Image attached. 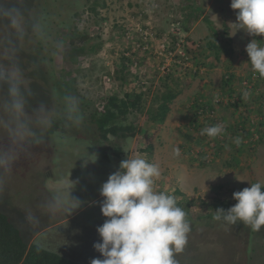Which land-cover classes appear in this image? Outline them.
<instances>
[{
    "label": "rangeland",
    "instance_id": "rangeland-1",
    "mask_svg": "<svg viewBox=\"0 0 264 264\" xmlns=\"http://www.w3.org/2000/svg\"><path fill=\"white\" fill-rule=\"evenodd\" d=\"M103 3L105 6H102ZM193 3L199 13H194L192 18L188 14L193 12ZM230 5L231 0H4L5 7L22 9L29 29L32 22L38 21L51 41L58 40L63 45L58 54H54L51 47H45V62L38 63L33 58L37 44L26 41L23 54L26 83L36 91L39 99L47 100L53 107L60 106V97L65 92L79 96L84 121L90 119L93 110L103 104L102 98L108 94L123 97L134 86L116 76L115 70L122 67L123 56L130 58L132 63L138 62L137 67L133 64L137 74L142 72L148 76L144 81V86L151 88L150 98H145L148 103L152 93L165 88L159 71L161 64H168L175 73L177 71L168 60V51H163V46H168L166 42L172 41L175 36L181 46L178 49L175 45L174 50L179 53L183 51L184 44L189 48L191 45L187 43L193 42L194 54L199 58L191 64L193 70L197 69V75L187 73L183 85L169 84L181 97L178 95L169 105L171 113L164 125L152 126L141 114L128 116V122H135L143 133L120 142L123 149L120 158L115 157L113 144L110 143L103 145L107 148L109 159L102 158L97 153L99 148L93 140L94 133L80 130L87 128L82 123L70 127L73 133L70 130L50 134L46 143L17 162L12 173L5 178L4 190L0 192V206L30 242L39 237L37 244L47 248L50 244L51 248L87 264H91L94 258L102 259L93 247L100 241L97 227L107 219L100 208L103 200L100 187L110 174L119 169L121 161L129 156L142 157L160 168L161 176L155 184L157 191L174 195L177 202L186 199L194 202L189 206V202L178 205L186 213L190 232L183 252L174 255L177 264H264V226L254 230L241 222L225 225L213 219L215 213L210 205L202 204L204 201H212L213 204L219 198L221 202L233 200L230 203L232 207L237 203L233 199L234 192L250 187L251 183L264 185V126L259 125L260 121L263 123L264 109L263 114L250 111L248 119L244 113H237L235 119H240V122L231 118L230 112L226 115L227 111L222 109L228 119L226 121H231L229 124L236 126L237 133L243 137L231 134L233 137L230 141L225 140L227 145L223 149L213 151L208 140L197 139L201 133H194L195 137L190 139L193 134L187 126L195 129L198 122L191 124V120H185L191 115L187 110L186 114H181L185 106L179 107L177 101L183 100L184 105L189 106L192 103L188 104L189 99L201 91L200 84L203 82H208L214 96L222 91L224 75L232 73L241 78L246 72L251 73L252 82L257 83L255 95L262 99L264 78L259 77L258 80L257 74L252 75L250 57L245 51L253 37L235 25L238 10H233ZM94 6L99 12L97 17L90 10ZM186 17L190 19L187 23ZM205 17L223 33L224 27L229 26L228 35L234 52H221L219 61L214 51L208 48L206 37L211 30L203 20ZM97 26L98 29L95 28ZM76 30L78 33L86 32L90 38L85 42L86 46L96 49L94 53L86 54V60L81 65L66 58L70 36ZM9 32L7 22H0V42L7 38ZM162 32L166 36L158 37V33ZM146 36L152 40L148 49L143 50L139 47V39ZM255 38L264 45V36ZM226 43L227 40L222 46ZM175 52H172V57ZM197 61L210 65L204 63L200 67ZM130 64L129 61L128 68ZM131 70L128 69V72ZM128 77L135 80L133 75ZM144 86H138V89ZM146 135L152 136L151 142L146 140ZM2 140L3 137H0ZM197 140L201 143L198 147ZM149 145L153 146V152L147 150ZM213 145L220 148L222 143ZM177 148L180 149L179 156L175 154ZM206 150H210L212 155ZM202 161L207 165H203ZM60 192L69 200L79 202L71 213L52 214L49 210L48 203ZM28 214L34 219L29 220ZM40 240L45 244H41Z\"/></svg>",
    "mask_w": 264,
    "mask_h": 264
},
{
    "label": "clouds",
    "instance_id": "clouds-1",
    "mask_svg": "<svg viewBox=\"0 0 264 264\" xmlns=\"http://www.w3.org/2000/svg\"><path fill=\"white\" fill-rule=\"evenodd\" d=\"M230 7L238 10L235 23L238 29L253 37L245 51L253 72L264 78V45L255 38L264 36V0H231ZM0 22H7L10 27L9 35L0 42L2 192L5 178L17 162L46 143L58 122L69 127L80 126L84 113L79 96L65 92L60 97V106L53 107L47 100L39 99L36 91L26 83L23 65L26 41L51 47L54 54L62 50V43L51 41L38 21L32 22L29 29L22 9L5 7L4 0H0ZM222 131L220 125H213L202 129L201 134L215 138ZM239 142L237 139L236 143ZM175 154L179 156V148L175 149ZM160 176V168L155 163L129 156L101 185L100 208L107 219L97 227L100 241L93 247L103 258H94L91 264H177L174 255L183 252L190 224L175 196L155 189ZM233 199L237 203L229 209H216L215 221L225 225L241 222L254 230L264 226V185L251 183L250 187L234 192ZM47 206L52 214L71 213L79 202L69 200L60 192ZM27 218L34 219L31 214Z\"/></svg>",
    "mask_w": 264,
    "mask_h": 264
},
{
    "label": "trees",
    "instance_id": "trees-1",
    "mask_svg": "<svg viewBox=\"0 0 264 264\" xmlns=\"http://www.w3.org/2000/svg\"><path fill=\"white\" fill-rule=\"evenodd\" d=\"M102 6H105V4L103 3ZM90 10L93 14L96 15V17L99 16V12L96 11V6L91 7ZM34 12L36 13L35 9ZM196 12L197 11L194 9L193 3V12H190V14L188 15H190V17L192 16L193 18L195 17L194 13ZM207 18L208 17H205L203 20L211 30V34L206 37V40L208 39V48L209 50L214 51L215 58L219 61L221 58V52L225 51V54H232L234 52V49L232 48V40L228 35L229 26L226 25L224 27L223 33L217 26L214 25L212 21H209V19ZM188 21H190V19H187L186 17L185 23H187ZM96 25H98V23ZM95 28L98 29L99 27L97 26ZM162 33H158V37L161 38L163 36H166V33ZM188 39L189 38H187V40ZM139 40L141 41L139 47L143 50H147L148 46H150L151 44L152 38L150 39V37L146 36ZM226 40L227 43L225 44V46H222V43ZM87 41H90V38L86 32L78 33V31L76 30L74 34H71L69 48H67L66 50V58L70 62L77 63V65H81L84 60H86V54L94 53L96 51L93 46H86L85 42ZM177 41V38L174 36L172 41L166 42L168 46H166V44L163 46V51H168L167 56L170 57V64L172 65V67H176L177 71L175 73L172 68L168 67L167 70L169 71L163 72L161 68L165 64H161V66L159 67V71L162 73L161 77L164 78L163 87L165 88L163 90H158L152 93V99L150 103H148V100L145 98H150L149 93L151 91V88H147L144 86L146 85L144 81L148 78V76L142 72L137 74L136 70L133 69V64L137 67V61L132 63L130 58H128L127 56L122 57L123 64L122 67H119V69L115 70L116 76L118 78L119 76H121L125 83L129 82V85L133 83L132 85L134 86H132L131 90H128L123 97H120L118 94H108L107 96L102 98L103 104L93 110L90 119L83 121L84 126H87V128L80 129L84 132H88L87 134L94 133L95 138H93V140L97 143L99 151L97 152L96 148H93V151L100 154L102 158L109 159V156L107 155V148L103 147L104 144H113L112 150L114 151L115 157L118 159L123 153L122 145L120 144V142L127 141L128 139L134 138L138 134L143 133L140 128L138 129L135 122H128V116H132L133 114H141L144 116L145 120L152 126L160 127L164 125V122L167 120L169 114L171 113L169 105L173 101H175L179 95V93L174 92V90L169 84L180 83L181 85H183L184 79L187 78V73H193L194 75H197V69L193 70V65H191L194 61L199 60V58H197V56H195L194 54L193 42H190L191 44L187 43L188 46L191 45L189 48H186V45L183 42L184 49L179 53L177 49L174 50L175 45L178 46V49H180L179 47L181 46V44H179L180 42H178L177 44ZM171 42L173 44H170ZM36 44L38 46H35V55L33 58L36 59L38 63L45 62L44 60L46 57L43 54L45 47L41 46L38 43ZM197 44H199L198 47H201L200 43L197 42ZM172 52H175L173 53L175 55L174 57H172ZM129 61L131 63L130 68H128L127 66ZM204 63V61H197V64H199L200 67H202ZM205 65L210 64L205 63ZM128 69H132L131 72H128ZM179 72L180 74H178ZM253 74H257V78L259 80L258 73H252V75ZM131 75L134 76L135 80L128 77ZM222 80V91L220 93H216V95L213 96V91L210 90L211 86L207 84L208 82H203L200 84L201 91L197 95H195L193 99H189L188 104H190V102L192 101L189 106L184 105L183 100L181 101L183 104L182 106H185V108H183L184 110H182V113H180L186 114L187 110L192 117H190V119L189 116H186L185 120H191V124H196V122H198L195 129L190 128L191 125L187 126V129L189 128L193 134V136H189L190 139L192 137L193 140V137H195L194 133L198 135L199 133H202V129H204L205 127L213 125H220L222 127V133L215 138H210L207 135L202 134L200 137L196 135L198 137L197 139L204 138L205 140H208L210 142V145L212 146L211 150L213 151L223 149L222 147L227 145V142H225V140L230 141V138L233 136L237 137L238 135L239 137H243L237 133L238 131L236 129V126L232 127V125H230L232 123L231 121H226L228 119L225 118L222 109L227 112H230V117L233 119H235V117L237 116V111H240L242 114L244 113L245 118H247V114L250 113V111H257L258 114H263L262 112L264 109V95H260L262 99H258L255 95V91H257V89H255L257 86L255 87V85H257V83L252 82L251 73L250 77L248 78H240V76L236 78L234 74L230 73L224 75ZM244 82H248L249 86H245ZM234 83H238V85L241 86V89H238V85ZM205 85H207L208 87L206 88ZM259 85L260 83H258V86ZM138 86L144 87L139 90ZM251 92L253 96L249 95ZM245 93H247V95H245ZM218 94L221 96H219ZM217 99H221V102ZM257 100L258 102L256 106ZM235 120L237 122H240V119ZM234 124L235 122H233V125ZM259 125L264 126V119L263 123L262 121L259 122ZM70 130L71 129L69 126H65L63 122H58L51 131V135H54L56 132L65 133ZM71 133H73V130H71ZM145 137L146 140H149V142H151V140L153 139L150 135H146ZM197 142L198 144H196V146L198 147L201 143L198 140ZM216 142L222 143L220 148H216L213 145ZM147 150L149 152H153V146L149 145ZM206 151H209L210 154L212 153L210 150ZM202 162L203 165H207V162ZM229 165L231 164L229 163ZM177 193L180 194L179 192ZM232 201L233 200L221 202L219 198H216V201L213 204L212 201L211 203L204 201L202 204L204 206L210 205L209 207L216 215V209L223 208L227 210L230 208V203H232ZM188 202L189 201H187V199L185 201L179 200L177 204H186ZM192 202L193 200H191L187 204V206H189V204H191ZM187 217H189V214L187 215ZM44 228L45 227H43V229ZM47 228L48 226L45 229ZM37 239H39V237L36 238V240ZM36 240L30 242V240H28L27 237L24 235L23 230L0 206V264H87L85 262L83 263L82 260H77L75 257L72 258L62 253L60 250L51 248L50 244L48 246L49 248L37 244ZM40 241L39 242L41 244H45L43 240Z\"/></svg>",
    "mask_w": 264,
    "mask_h": 264
},
{
    "label": "crops",
    "instance_id": "crops-1",
    "mask_svg": "<svg viewBox=\"0 0 264 264\" xmlns=\"http://www.w3.org/2000/svg\"><path fill=\"white\" fill-rule=\"evenodd\" d=\"M243 77H246V78H248V77H250V74H249V72H248V74H247V72H246V75L245 76H243ZM234 84H236V85H238V83H234ZM206 86V88L208 87L207 85H205ZM205 86H204V88H205ZM210 86V85H209ZM238 89H241V86L240 85H238ZM239 92V91H238ZM240 93V92H239ZM249 95H252V92L249 94ZM253 96V95H252ZM179 97H181V95H179ZM178 101V106L179 107H181V105H183L182 104V100L180 101V99L179 100H177ZM257 102V101H256ZM231 112H235V111H231ZM237 113H239V114H242L240 111H237ZM226 115L228 114V112L227 113H225Z\"/></svg>",
    "mask_w": 264,
    "mask_h": 264
},
{
    "label": "built area",
    "instance_id": "built-area-1",
    "mask_svg": "<svg viewBox=\"0 0 264 264\" xmlns=\"http://www.w3.org/2000/svg\"><path fill=\"white\" fill-rule=\"evenodd\" d=\"M170 55H171V54H170ZM169 59H170V57H168V60H169ZM161 69H162L163 72L169 71V70H167V69H168V64H167V65L165 64ZM244 85H245V86H249V83H248V82H244ZM217 100L221 102L220 99H217Z\"/></svg>",
    "mask_w": 264,
    "mask_h": 264
}]
</instances>
